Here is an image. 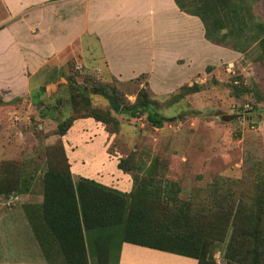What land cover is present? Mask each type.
<instances>
[{
  "label": "trees",
  "instance_id": "1",
  "mask_svg": "<svg viewBox=\"0 0 264 264\" xmlns=\"http://www.w3.org/2000/svg\"><path fill=\"white\" fill-rule=\"evenodd\" d=\"M174 1L181 10L202 19L207 39L240 52L249 42L258 41L261 55H264L263 26L240 11L249 5L247 0ZM248 24L257 26L250 30L251 34L244 31V25ZM241 37L247 42L240 40ZM69 58L68 63L49 66L36 76L44 81L38 86L39 96L49 82L60 77L66 79L65 84H60L62 95L50 96L58 99L45 105L47 111L57 109L65 101L71 105L70 115L57 122L54 133L58 138L46 148L41 201L26 206L27 217L45 257L50 256L43 242L49 240L64 263L90 264L86 236L94 235L90 232L96 230V234L99 232L103 237L101 250L105 248L107 252L117 240L119 245L130 242L193 257L197 264H217V251L225 264H264V171L260 165L250 193L242 190L238 178L215 176L206 186L190 193L187 199L178 197L181 187L177 183L161 176L163 172L158 170V157L149 162L142 160L135 166L128 157L118 159V168L132 176L129 191H121L89 177L73 178L63 137L74 121L91 117L112 132H117L119 126L111 105L109 108L92 105L86 86L102 92L111 88L110 93L119 105L120 113L129 117L146 114L152 125L158 127L163 126L166 118L153 106L155 102L146 87L138 90L134 102H129L117 87L98 78L94 70H86L82 75L75 57ZM72 66H75V72H71ZM76 74L84 83L74 84ZM102 75L113 76L109 73ZM197 88L195 83L183 85L185 93ZM43 108L39 109L40 116L45 117ZM11 163L3 162L0 194L9 196L12 192H30L33 175ZM162 167L166 165L162 164ZM118 230L121 234L115 235ZM108 254L104 253L103 258L98 256V262H106Z\"/></svg>",
  "mask_w": 264,
  "mask_h": 264
},
{
  "label": "rangeland",
  "instance_id": "2",
  "mask_svg": "<svg viewBox=\"0 0 264 264\" xmlns=\"http://www.w3.org/2000/svg\"><path fill=\"white\" fill-rule=\"evenodd\" d=\"M247 1L250 12L257 17L256 22L264 21V0ZM240 11L249 16V9L241 8ZM254 27L257 26L244 25V31L251 34ZM257 42H249L239 55L233 52L232 57L217 56L214 65L212 60L200 58L197 64L188 65L189 72L178 79L152 81L154 88L150 87L147 74L120 80L94 70L98 78L117 87L129 102H134L138 90L146 87L155 102L153 106L166 119L163 126L158 127L152 125L146 114L129 117L112 106L106 96V93L111 95V88L102 92L86 86L93 106L109 108L111 105L114 108L111 111L119 120V126L117 132H112L93 118L89 124L82 120L84 118L75 120L64 140L74 171L80 165L91 176L112 179L110 167L115 175L121 170L116 166L113 168L114 163L108 165L111 158L116 163L118 159L128 157L135 166L142 160L149 162L158 157L161 176L181 187L178 194L181 199H187L190 193L206 186L215 176L238 178L242 190L250 193L258 165L264 171V55ZM72 52L75 54L76 49ZM81 55L82 59L77 57V65L82 75L89 70L83 60L90 68L102 64L101 49L92 38ZM64 58L60 62L68 63L70 58ZM75 66L71 72L76 71ZM74 78L75 85L84 83L80 75L76 74ZM43 82L34 78L29 92L19 97L0 91V177L3 176V162H12L15 168L20 166L21 170L33 175L29 193L38 194L39 200L42 198L41 175L46 169V148L58 138L54 133L58 120L71 113V105L66 101L51 112L45 108L46 104L58 99L50 97L52 94L62 95L60 84H65V77L46 84L44 93L39 96L38 86ZM193 83L197 84L198 90L185 93L183 85ZM40 108L46 113L45 117L40 116ZM81 174L74 173V179ZM130 180L132 182V178L126 187ZM25 201L22 193L0 194V261H3V214L20 208ZM116 233L121 234L119 230ZM100 244L103 247V243ZM116 245L117 240L108 251L106 262H98L96 256L94 264H116ZM9 253L12 255V251ZM215 258L219 264L221 254L216 252Z\"/></svg>",
  "mask_w": 264,
  "mask_h": 264
},
{
  "label": "crops",
  "instance_id": "3",
  "mask_svg": "<svg viewBox=\"0 0 264 264\" xmlns=\"http://www.w3.org/2000/svg\"><path fill=\"white\" fill-rule=\"evenodd\" d=\"M247 9L256 22V15L248 6ZM256 24L263 26L264 21ZM90 38L99 45L103 61L90 68L83 60L88 69H98L120 80L147 74L151 88H154L152 81L182 77L189 72L188 65L197 64L200 58L212 60L214 65L217 56L241 54L207 39L202 19L181 10L174 0H0V91L15 97L26 94L39 72L52 65H62L64 62L60 61L64 57L74 56L76 62L78 56L82 59L81 51ZM90 119L82 120L89 124ZM117 163L112 158L108 161L113 168H118ZM76 167L74 171L71 165L73 178L74 173H82L121 191L131 188V180L126 187L131 175L120 168L115 175L110 167V179L91 176L80 165ZM38 196L35 192L24 194L26 201L20 208L3 214L0 264H66L49 240L43 242L50 256L45 257L29 222L25 206L38 204L41 201ZM101 237L99 232L86 236L90 264H94L96 256H104L100 252L103 251ZM116 247V264H197L193 257L130 242L118 243ZM218 263L225 264L222 257Z\"/></svg>",
  "mask_w": 264,
  "mask_h": 264
},
{
  "label": "water",
  "instance_id": "4",
  "mask_svg": "<svg viewBox=\"0 0 264 264\" xmlns=\"http://www.w3.org/2000/svg\"><path fill=\"white\" fill-rule=\"evenodd\" d=\"M106 96L109 98V100L111 101L112 106L115 108V110L119 109V106L117 105L116 101L113 99V97L106 93Z\"/></svg>",
  "mask_w": 264,
  "mask_h": 264
}]
</instances>
